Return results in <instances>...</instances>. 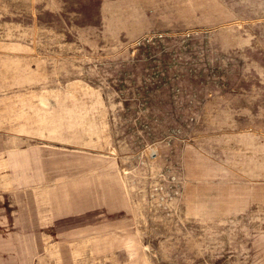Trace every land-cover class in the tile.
I'll list each match as a JSON object with an SVG mask.
<instances>
[{
	"label": "rangeland",
	"instance_id": "1",
	"mask_svg": "<svg viewBox=\"0 0 264 264\" xmlns=\"http://www.w3.org/2000/svg\"><path fill=\"white\" fill-rule=\"evenodd\" d=\"M0 264H264V0H0Z\"/></svg>",
	"mask_w": 264,
	"mask_h": 264
}]
</instances>
